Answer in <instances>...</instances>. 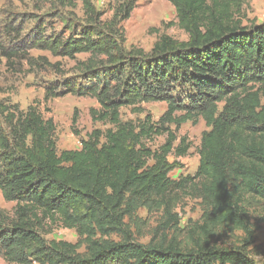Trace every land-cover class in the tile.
Listing matches in <instances>:
<instances>
[{
	"label": "trees",
	"instance_id": "obj_1",
	"mask_svg": "<svg viewBox=\"0 0 264 264\" xmlns=\"http://www.w3.org/2000/svg\"><path fill=\"white\" fill-rule=\"evenodd\" d=\"M66 11L80 1L83 19L69 13L67 31L47 34L43 19L24 41L30 67L62 74L59 63L34 58L28 49L76 61L75 77L46 88L47 100L73 94L96 99L94 130L78 150L59 151L57 126L36 106L0 105V191L12 212L0 208V252L9 264H254L250 200L264 205V22L246 25L248 0H168L187 41L161 36L150 51L126 46L124 23L138 0H122L110 19L92 0H37ZM75 21V23H72ZM51 29V28H50ZM12 30H10L11 32ZM16 33V30L12 31ZM1 33V32H0ZM17 33V37H20ZM20 50L0 38V74ZM87 54L85 60L78 55ZM5 60V63H4ZM165 102L154 122L123 121L121 109ZM138 112L143 113L140 109ZM180 114V115H178ZM203 120L200 162L193 178L170 175L191 145L170 126ZM74 117L73 124H76ZM167 135L158 149L146 141ZM190 194L206 207L183 246L166 232L176 229L174 195ZM138 202H158L165 218L148 245L135 241L125 218ZM54 226L85 238L86 251L48 241ZM244 234L239 247L220 245L223 229ZM117 234L118 242L100 240Z\"/></svg>",
	"mask_w": 264,
	"mask_h": 264
},
{
	"label": "rangeland",
	"instance_id": "obj_2",
	"mask_svg": "<svg viewBox=\"0 0 264 264\" xmlns=\"http://www.w3.org/2000/svg\"><path fill=\"white\" fill-rule=\"evenodd\" d=\"M122 0H92L96 8L105 12V18L110 19L113 15V8ZM245 24H261L264 22V0H248L245 7ZM69 13H75L77 18L83 19L82 4L76 1V8L62 11L55 6L42 5L37 0H0V38L10 49L20 50L16 57L12 59V64L4 66L0 74V105L3 103L19 105L27 111L29 106H36L45 119H53L56 126V138L58 150H78L81 148L82 140H86L94 130L106 131L111 126L100 122H94L90 115L92 108H99L96 99L91 97H78L67 94L58 98L47 100L45 98L49 86H55L66 79L75 77L74 66L76 61L68 58L53 57L47 51L28 49L32 57H47L51 63H59L63 69L62 74L54 73L51 69H33L28 63L22 60L25 49L28 45L24 39L33 31L39 19L48 23L47 34H60L67 31V21L70 19ZM71 23V20H69ZM75 23V21H72ZM126 46L142 48L150 51L156 41L161 36H169L179 41H187L188 35L179 28L175 8L168 0H138L131 17L124 23ZM16 30V33L10 32ZM20 33V37H17ZM87 54L78 55L79 60H85ZM5 63V60H4ZM167 103L151 102L144 103L136 108L125 107L121 109L123 121L144 120L149 114L154 122L167 111ZM137 109L143 111L138 112ZM180 115V114H178ZM76 117V124H73ZM177 135L180 144L185 138L191 145L186 157L175 158L171 156L170 162H176L180 168L176 169L170 177L179 180L186 177L193 178L198 170L200 156L199 149L204 131L208 128L203 120L197 124L187 122L179 129L170 126ZM167 139V135L155 136L146 141L147 147L158 150ZM15 203L6 202L0 191V208L12 212ZM201 199L185 193L174 195L173 212L179 217V225L175 229L166 232L168 239L176 238L183 246L191 245L189 234L197 229L201 224V218L205 211ZM249 210L251 214V228L254 234L255 243L248 250V255L254 264H264V205L257 200H250ZM165 218L164 208L158 202H138L135 211L125 218V223L131 229L137 243L148 245L152 242L156 228ZM52 232L45 237L48 241H66L78 246L80 253H85V238H81L75 231L54 226ZM244 234L239 230H229L223 228L215 234V241L220 245L229 247H239ZM100 240L118 242L122 237L112 234L108 237H97ZM161 234L155 237L159 242ZM153 240V241H154ZM0 264L7 263L0 252Z\"/></svg>",
	"mask_w": 264,
	"mask_h": 264
}]
</instances>
